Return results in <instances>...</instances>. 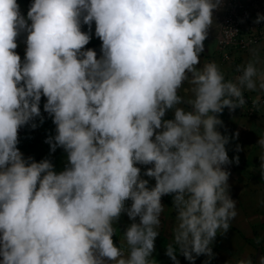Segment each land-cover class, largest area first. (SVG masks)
<instances>
[{
	"label": "clouds",
	"instance_id": "1",
	"mask_svg": "<svg viewBox=\"0 0 264 264\" xmlns=\"http://www.w3.org/2000/svg\"><path fill=\"white\" fill-rule=\"evenodd\" d=\"M221 2L34 0L25 18L17 0H0V264H157L161 198L169 194L176 216L166 255L174 264L178 254L190 264L213 257L214 239L238 215L223 167L233 163L230 137L218 131L217 114L244 108L245 90L264 93L257 49L234 79L216 62L197 67ZM93 21L99 59L85 50ZM24 31L22 61L15 50ZM185 83L189 98L179 94ZM42 96L57 133L46 143L64 148L69 161L59 173L17 147L19 129L41 117ZM169 110L174 118L165 119ZM137 165H151L143 175L154 187ZM125 212L139 223L118 247L114 222ZM252 255L236 264H257Z\"/></svg>",
	"mask_w": 264,
	"mask_h": 264
},
{
	"label": "crops",
	"instance_id": "2",
	"mask_svg": "<svg viewBox=\"0 0 264 264\" xmlns=\"http://www.w3.org/2000/svg\"><path fill=\"white\" fill-rule=\"evenodd\" d=\"M231 0H222L219 9L213 12V25L208 30V37L204 41L205 50L200 56L201 63L197 67H202L204 62H216L220 69L224 72L226 79H234L235 70L231 68V64L224 63L216 54L217 43L216 23L221 20L228 9V3ZM233 1V0H232ZM242 1V0H241ZM20 5L21 13L27 18V13L34 0H17ZM219 12V16L218 13ZM94 22V21H93ZM221 22V21H220ZM31 22H29L30 24ZM95 24V22H94ZM219 29V28H218ZM82 31H88V25L82 26ZM26 34L28 33L26 31ZM95 25L92 24L91 40L85 49L93 45L90 49L97 52V58L102 55L101 48L97 46L102 44L100 38L95 37ZM252 49H257L259 57L264 62V45H258ZM251 49V50H252ZM251 50L247 53L237 54L235 56V65L241 66L252 58ZM261 66H264L262 64ZM192 85L185 83L179 90V94L185 98L192 96ZM253 99L257 96L261 97V104L257 115L253 117L242 114L238 109L230 110L225 108L222 113L217 114L218 118L223 121V127L218 126V131L222 135L230 137L229 143L226 145V150L229 159L233 163L223 166L231 175L229 177L230 195L236 201L238 215L230 221V227L227 232L218 233L212 243L213 257L206 254L196 257L195 264H205V261L210 260V264H236L239 258H246L244 255H252V259L257 262L261 256H264V175L260 172V157L264 155V149L258 145L259 136L264 135V93L260 90L249 91L245 90ZM47 102V98L42 96L41 103ZM187 107V105H180ZM43 118V122H41ZM174 118L172 110L166 113L165 119ZM35 123L36 128H32L31 124ZM239 133L238 138L235 133ZM56 125L53 123V117L49 116L44 111L41 112V117H36L28 125L21 127L18 131L19 143L18 149L23 153L25 159L31 157L36 162L43 159H49L54 170L59 173L65 170L69 165L67 152L62 147H57L55 152H52L51 145L46 143L50 137L56 135ZM54 142V140H53ZM239 156V163H235V157ZM141 168L142 178L149 181V187L155 186V179L143 175L151 165H137ZM174 194L165 195L161 198V203L165 207L164 213L161 214V228L159 235L155 240V250L152 257L157 261V264H174L170 257L166 255V247L173 238V227L175 224L176 212L173 208ZM132 201H126V207L131 206ZM139 223V217L133 221L127 213H122L117 221L114 222L116 234L113 236L116 246H120V240L127 228L133 223ZM195 256V253H193ZM180 264H190V262L182 255L177 257ZM3 257L0 256V262ZM113 262H109V264Z\"/></svg>",
	"mask_w": 264,
	"mask_h": 264
},
{
	"label": "built area",
	"instance_id": "3",
	"mask_svg": "<svg viewBox=\"0 0 264 264\" xmlns=\"http://www.w3.org/2000/svg\"><path fill=\"white\" fill-rule=\"evenodd\" d=\"M258 14H264V0H231L228 3L216 34V52L222 62L234 64L237 54L264 45V21L255 23ZM235 72L234 77L241 74L237 70ZM244 95L247 104L237 109L249 117L257 115L259 107L253 106L252 97L245 92Z\"/></svg>",
	"mask_w": 264,
	"mask_h": 264
},
{
	"label": "rangeland",
	"instance_id": "4",
	"mask_svg": "<svg viewBox=\"0 0 264 264\" xmlns=\"http://www.w3.org/2000/svg\"><path fill=\"white\" fill-rule=\"evenodd\" d=\"M30 9V8H29ZM21 10V9H20ZM218 13V16H219V12ZM222 20V19H221ZM221 20H218L217 22H215L216 24V30H218V28L220 27V21ZM30 22V21H29ZM94 35H95V32H94ZM96 37V35H95ZM26 40H27V34L25 36V32H21V34L17 37V44H18V47L17 49L15 50L17 54H19L21 56V60L23 61L24 58H25V54H26V48H27V44H26ZM94 45V44H93ZM91 46V45H90ZM217 56V52L215 54ZM231 68L233 70H237L238 66L235 65V62L234 64H231ZM40 108H41V112L44 111L45 113H47L45 110H44V106L43 104L41 103L40 104ZM111 264V263H110Z\"/></svg>",
	"mask_w": 264,
	"mask_h": 264
},
{
	"label": "trees",
	"instance_id": "5",
	"mask_svg": "<svg viewBox=\"0 0 264 264\" xmlns=\"http://www.w3.org/2000/svg\"><path fill=\"white\" fill-rule=\"evenodd\" d=\"M93 25H95L94 22H93ZM93 46H94V45L88 46L85 50L90 49V48H92ZM101 46H102V44H99L97 47H98V48H101Z\"/></svg>",
	"mask_w": 264,
	"mask_h": 264
}]
</instances>
